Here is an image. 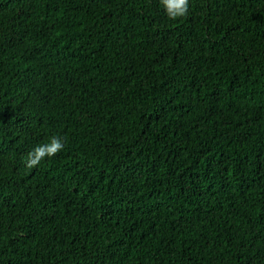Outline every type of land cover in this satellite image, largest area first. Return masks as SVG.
I'll return each mask as SVG.
<instances>
[{"label":"trees","instance_id":"obj_1","mask_svg":"<svg viewBox=\"0 0 264 264\" xmlns=\"http://www.w3.org/2000/svg\"><path fill=\"white\" fill-rule=\"evenodd\" d=\"M0 264H264V0H0Z\"/></svg>","mask_w":264,"mask_h":264},{"label":"clouds","instance_id":"obj_2","mask_svg":"<svg viewBox=\"0 0 264 264\" xmlns=\"http://www.w3.org/2000/svg\"><path fill=\"white\" fill-rule=\"evenodd\" d=\"M166 16L171 21L184 18L189 11L190 0H159ZM64 148L59 136L50 137L47 143L39 144L27 153L24 164L27 168H36L46 158L55 157Z\"/></svg>","mask_w":264,"mask_h":264}]
</instances>
